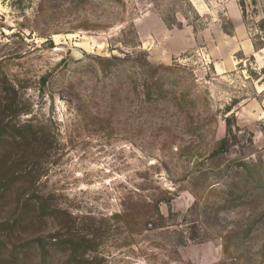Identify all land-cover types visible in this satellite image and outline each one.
<instances>
[{
    "label": "rangeland",
    "instance_id": "1",
    "mask_svg": "<svg viewBox=\"0 0 264 264\" xmlns=\"http://www.w3.org/2000/svg\"><path fill=\"white\" fill-rule=\"evenodd\" d=\"M0 123L50 206L17 246L65 218L93 264H264V0H0Z\"/></svg>",
    "mask_w": 264,
    "mask_h": 264
},
{
    "label": "trees",
    "instance_id": "2",
    "mask_svg": "<svg viewBox=\"0 0 264 264\" xmlns=\"http://www.w3.org/2000/svg\"><path fill=\"white\" fill-rule=\"evenodd\" d=\"M112 61L113 58H101L100 66L104 68L105 66L112 63ZM148 66L152 70L154 75L157 74L161 69L168 68L174 70V67L171 66L153 65L150 63L148 64ZM177 99L178 98L176 97V100ZM8 126L10 125H3L2 123H0L1 147H5V141L8 140L7 138H9L7 136V134H9V131L5 130ZM12 127L17 131L19 130L15 128V126ZM24 137L25 138L22 143L23 147H21L20 149L23 151V156L26 155L28 151L32 152L34 150L33 143L34 140H36L34 133L28 130ZM44 141L49 144V139L47 137L43 138V142ZM47 143L45 148L46 154L51 147ZM226 143V139L220 140L211 152L212 156L214 157L222 152L225 148ZM15 144L17 145V142H15ZM17 160H19V157L17 155L14 158H11L10 156L5 157L0 149V206L5 201L7 202L11 200V202L15 203L20 210L18 216H16L14 219L4 220L0 222V248L6 247L9 251L7 254H4L5 257L0 260L9 261V259H14L16 262L22 258H25L26 255L29 254L28 250L35 249L36 251L41 253L42 260L44 262L43 264H58L57 262H55V260L59 262L63 254L66 258V262H63V264H93L91 260L82 257V254H80L81 252L79 251V249H81L83 246V242L81 240L84 239L83 237H81L80 231L74 226V222L65 218L56 219L60 220V222L55 235H38L37 238L35 240H32L29 245L22 244L20 246H17L18 242L21 240L22 233H25V229H37V227H41L40 223L43 222L47 224V218L50 214V206L48 202L49 200L44 199L45 194L38 195L40 192H37V189H35V186L33 184L30 187H23L21 185L13 187V185L17 184L19 181L22 183L24 181L31 180V172L17 173V171L15 170V168L19 165V163L16 164ZM200 177L201 176H194L193 178L194 180H197ZM235 185H231L230 189H228V196L233 197V190H235ZM57 210L59 213L62 212L60 209ZM42 214L45 215L46 219ZM65 214L67 215L66 212ZM117 216L124 218L123 215ZM67 217L69 216L67 215ZM67 243H70L73 246L70 252L64 250ZM60 249L63 250V254L57 259V252L60 251ZM9 263L11 264L14 262L9 261Z\"/></svg>",
    "mask_w": 264,
    "mask_h": 264
}]
</instances>
